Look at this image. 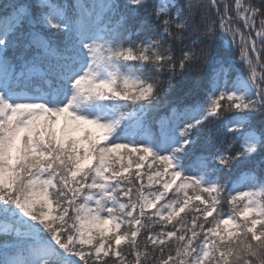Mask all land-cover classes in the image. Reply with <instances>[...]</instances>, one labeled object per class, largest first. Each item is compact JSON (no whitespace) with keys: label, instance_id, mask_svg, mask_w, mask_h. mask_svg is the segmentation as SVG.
Wrapping results in <instances>:
<instances>
[{"label":"snow or ice","instance_id":"obj_1","mask_svg":"<svg viewBox=\"0 0 264 264\" xmlns=\"http://www.w3.org/2000/svg\"><path fill=\"white\" fill-rule=\"evenodd\" d=\"M0 264H264V0L0 2Z\"/></svg>","mask_w":264,"mask_h":264},{"label":"trees","instance_id":"obj_2","mask_svg":"<svg viewBox=\"0 0 264 264\" xmlns=\"http://www.w3.org/2000/svg\"><path fill=\"white\" fill-rule=\"evenodd\" d=\"M0 2H4V0H0ZM233 56L237 59V62L239 63V52L238 51H234L233 52Z\"/></svg>","mask_w":264,"mask_h":264}]
</instances>
